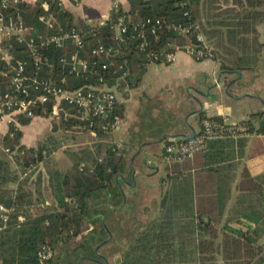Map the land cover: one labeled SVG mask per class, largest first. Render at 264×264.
Instances as JSON below:
<instances>
[{"label": "trees", "instance_id": "obj_1", "mask_svg": "<svg viewBox=\"0 0 264 264\" xmlns=\"http://www.w3.org/2000/svg\"><path fill=\"white\" fill-rule=\"evenodd\" d=\"M69 1L77 6L85 0ZM1 5L0 0L6 19H14L30 31L25 36L27 42L10 38L0 45L11 56L10 64L0 62V97L9 91L13 67L18 64L25 66L27 77L65 89L99 85L103 75L110 89L125 92L126 86L141 84L149 65L165 63L166 55L177 47L203 49L197 31L192 29L181 35L175 29L177 25L195 22L200 24L212 59L222 69H245L257 61V27L264 20V0H128L127 8L118 4L112 9L110 20L97 27L75 22L60 0H37L35 4L21 1L6 9ZM119 18H125L128 25L122 41L111 28ZM147 18L162 21L156 34L148 27H135ZM73 30L79 34L82 48L71 39L62 48L50 41ZM31 39L33 49L27 44ZM100 45L113 47V55L94 54ZM75 54L77 61L91 65L113 62V67L106 73L99 69L78 74L74 70L78 67ZM32 92L34 98L42 94V90ZM55 105L54 101L38 104L34 107L35 116L49 118L58 108L63 130L94 133L109 140L113 129L105 132L102 126L122 121L126 111L125 103L117 101L104 119H96L94 127H90V121L80 119L75 108L64 103ZM258 118L262 119L261 115L239 124L251 134L255 132L252 121ZM205 119L223 121L218 116L203 115L201 121ZM31 122L32 119L19 115L8 133L0 137V205L9 210L6 228L0 221L1 264H42L39 254L44 246H51L55 253L61 243L86 239L91 229L88 218L97 213L91 208L92 201L100 200L103 191L113 189L114 176L122 166L123 155L116 145L101 142L90 167L80 170L74 166L67 171L49 167L46 179L38 167L44 163L47 166L46 161L56 150L48 143L50 138L37 147L22 143L20 128ZM257 132L264 133V118ZM235 143L234 139L209 142L208 149L196 156L195 171L189 162L184 163L183 172L178 164L170 166L174 168V182L173 189L163 197L164 217L136 239L122 264H219L218 256L224 264H264V245L259 244L264 237V175L254 177L244 169L236 186L235 202L225 214L234 180L230 177L232 166L226 163L231 161L229 149ZM238 145L243 147L245 140H239ZM13 152L15 155H11ZM182 221L187 222L182 225ZM187 231L194 242V258L175 262V255L182 256L185 247L174 242L182 243L181 236Z\"/></svg>", "mask_w": 264, "mask_h": 264}, {"label": "crops", "instance_id": "obj_2", "mask_svg": "<svg viewBox=\"0 0 264 264\" xmlns=\"http://www.w3.org/2000/svg\"><path fill=\"white\" fill-rule=\"evenodd\" d=\"M21 1L35 4L37 0ZM60 1L66 9L71 11L73 17L75 16V21H84L90 25L92 22L95 23L97 21L101 25L105 24L111 18V11L115 4H122L125 8L128 6V0H85L77 6L72 5L69 0ZM257 30L260 51L254 66H244L245 69H238L235 66H231L230 69H222L221 64L213 59L196 61L185 52H178L174 63L170 65H149L145 70L140 85L130 88L127 92H117L118 101L124 102L126 106L125 117L118 122L116 128L109 136H111V142L119 146V149L126 154L127 165H129L131 156L142 143L155 144L144 148V150L153 154L149 163L153 166L151 170H156V173L153 176H146V169L149 168L145 169L141 160L136 159V161H139L138 165L142 166V172L140 171L142 174L136 178L137 187L133 189L135 191L127 192L130 210L124 214L125 217L128 216L131 220L126 224L122 221L121 225L131 228L135 234L134 237H137L139 232L151 227L155 221H160L164 217L166 209L162 205L163 197L173 189V167L169 169L171 176L167 178L166 184L161 179L163 177L161 175H164V169L162 164H160L158 151L162 144L160 142L162 138L174 135H179V137L180 135L193 136L200 127L197 114L200 110H204V115L207 117L218 116L227 123H242L251 120V117L255 115H261L262 119L264 118V20L260 22ZM5 40L6 38L0 34V45ZM227 71L240 72L242 75L238 76L236 73L227 74L225 73ZM233 81L237 82L228 87ZM216 83H220V85L210 91V87ZM238 87H242V90L238 91ZM208 94H218L220 99L214 101L211 98H206ZM200 103L203 104V109ZM40 118L37 117V120H40ZM262 119H253L252 123L255 127V132L251 133L249 137L235 140L236 143L229 149L232 158L230 162L226 163V166L227 164L232 166L230 177L234 180L232 182V199L226 208V215L235 202L237 196L236 186L244 169H247L254 177L264 175V133L257 132ZM33 124L34 122L32 121L30 125L21 126L20 128L23 132L22 143L28 147H36L29 144V138H27L25 133L26 129H29ZM172 124L175 126H172ZM8 131L7 122L0 120V137L6 135ZM39 133L41 134L42 132L40 131ZM88 134L92 136L91 139L99 138L94 133ZM108 140L100 138L99 143H104V141ZM239 140H245L243 147H239ZM76 155L78 159L76 161L72 159L73 163L70 168L75 166L81 170L83 167L91 166L92 162L85 159L81 153ZM189 163L194 166L196 158ZM185 165H180L182 168L181 172L185 171ZM47 169L48 165L44 170L45 172L43 171V177L46 179L49 178ZM60 170L62 169L60 168ZM192 170L195 171L196 168L193 167ZM182 176L184 177V175ZM158 182L160 188H150V185L156 187ZM121 184L124 189H128L124 181L121 180ZM137 191L140 193V198L135 195ZM103 196L104 193H102ZM103 198L100 199V204L96 209L98 213L103 210V206H105L104 210H113V206L109 205L108 201V204H105ZM92 204H96V202ZM118 214L117 212L111 213L105 222L102 219L103 223L109 225L111 229L119 230V225H117ZM186 222L182 221V225ZM183 230L185 231L186 229ZM181 237L182 243L177 240L174 244L185 247L186 244H189L187 242L188 237L184 233ZM131 244L130 240L110 244L109 246L114 247L116 253L109 255L107 257L108 263L105 264H122L124 253L128 247L130 248ZM95 245H97V242L91 246L94 247ZM192 251L193 249L189 254L183 251L182 256L178 254L179 259H175V262L192 261V258H194ZM56 252L57 254H62L63 249H57ZM219 258L221 256H218V260ZM69 262L64 258L63 252L62 255L55 257L51 264H70ZM72 262L74 264H91L86 261L81 262V260H78V256L73 258Z\"/></svg>", "mask_w": 264, "mask_h": 264}, {"label": "built area", "instance_id": "obj_3", "mask_svg": "<svg viewBox=\"0 0 264 264\" xmlns=\"http://www.w3.org/2000/svg\"><path fill=\"white\" fill-rule=\"evenodd\" d=\"M20 2L21 0H1V7L6 9L9 8V6H16ZM117 6L118 4H115L114 8H117ZM185 15L188 16V13ZM161 26L162 21L153 18H147L145 21L139 22L135 25L138 29L148 27L152 34H156L158 28ZM111 28L115 31L117 39L122 41V36L128 29L126 19H117L116 23ZM175 29L181 35H187L192 29H194L198 32V42L202 43L204 48L197 49L193 46H187L186 48L177 47L174 53L166 55L165 63L163 64L170 65L174 63L178 52H185L196 61H202L207 57H212L210 54L211 49L206 44L205 37L201 33V27L198 22L189 26L180 24L177 25ZM29 31L30 28L25 27L21 23H16L14 19H6V16L0 10V34L6 38V40L16 38L19 43L27 42L25 36ZM70 39L78 48H82V41L75 30L64 36L53 37L50 41L62 48L65 45V41ZM33 42L34 40L31 39V41L27 43L31 49H33ZM113 53V47H106L104 45H100L94 51V54L106 57L113 55ZM77 57L78 54H75V61L77 62L78 67H75L74 70H76L78 74L94 72L99 69H101L103 73H106L113 67V62H94L91 65L87 61H77ZM10 61L11 56L8 51L0 47V62L10 64ZM13 72L14 74L12 76L9 91L0 97V120H5L9 127L15 123V117L19 115H23L29 119H35L34 107L38 104L44 106L51 101L55 102L56 107L64 103L75 108L80 115V119L89 120L90 127H94V121L96 119H104L112 110L114 104L118 101L117 93L105 84V78L103 75L99 80V85H90L70 90L51 85L37 78L27 77L25 66L23 64H18L17 67H13ZM129 89L130 86H126L125 91H129ZM32 90H42V94L34 98ZM55 109L57 110L56 112H58V108ZM117 124L118 122L114 124L107 123L102 126V130L105 132L110 128L114 130ZM249 135L250 133L245 125L239 123H227L225 120L218 122L211 119H205L201 121L198 131L195 135L191 136L190 139L170 140L169 144L164 148L163 161L169 166L192 162L197 155L204 153L208 149V144L211 141L224 139L238 140L249 137ZM11 155H15L14 152L11 153ZM8 213L9 210L3 205H0V221L3 224V228H6ZM53 255L54 251L51 246L46 245L40 252L39 259L42 264H45L52 259Z\"/></svg>", "mask_w": 264, "mask_h": 264}, {"label": "flooded vegetation", "instance_id": "obj_4", "mask_svg": "<svg viewBox=\"0 0 264 264\" xmlns=\"http://www.w3.org/2000/svg\"><path fill=\"white\" fill-rule=\"evenodd\" d=\"M206 59H212V57H207L204 60H206ZM200 122H201V120H200ZM166 139H167V137L161 142L162 144L160 145V148L158 151V158L160 160V164H162L163 169H164V175H161V176H163L161 179L164 180L165 184H166L167 178L171 176L169 169H168L170 166L167 165L163 161L164 148L167 145ZM116 147L120 151V153L123 155L122 166H121L120 171L118 173H121L124 176L123 179L119 178V182H120V187L124 190V192L126 194V200L122 196V193L120 191V187L117 183V177H116L118 174L117 173L114 176V184H113L114 187H113V189L105 190L102 192V193H104V196H103L104 198L102 197L103 201H105V204H108L107 203V201H108L109 205L113 206L112 207L113 210L112 211L104 210L105 206H103L102 207L103 210H101L102 213L97 212L95 216H93L92 218H88V221L89 222L91 221V223H89L91 226V229H90L86 239L80 240L79 238H77L74 241L67 242L65 245L63 243H61L60 247H58V249H61V250L63 249L64 258H66V260L70 261L69 262L70 264H74L72 262V259L77 258V256H78V260H81V262L86 261V262H89L91 264H105V262L103 260H101L100 258H97V255L104 256L105 258H107L109 255L116 253L114 251L115 250L114 247L109 246L110 244L130 240V242L132 243L131 244V246H132L135 243L134 240H136L137 237L141 236V234L148 229L147 228L144 231L139 232L137 237H134L135 234H134V232H132L131 228L129 229L126 226L121 225L122 221L126 224L131 220L128 216L125 217V214H124L130 210V208H129L130 202H129V199L127 197V192L128 191H135L133 189H134V187H137L136 178L138 176H140V174H142L141 173L142 172V166L138 165L139 164L138 160L136 161V159L140 160V157L136 158L133 161V166L136 169V173L134 174V172L132 170V159H133L134 155L136 154V152L138 151L139 148L131 156L129 165H127L128 163L126 161V154L119 149V146L116 145ZM146 168H149L151 170V168H153V166L149 164V165H146L145 169ZM149 169H146L147 171H146L145 175L146 176H153L156 173L155 172L156 170L150 171ZM121 180L127 184L128 189H124V187L121 184ZM150 188L151 189L160 188L159 182L157 183L156 187L150 185ZM138 192L139 191H137V193L135 195H137V197L140 198V196H139L140 193H138ZM102 193H101V196H102ZM93 202H96V204H91L92 205L91 208H93V209H95V211H97L96 209H97L98 205L100 204L99 203L100 200L97 199V200L92 201V203ZM117 202H119L118 205L116 204ZM110 212L111 213H113V212L119 213L117 215L118 216V218H117L118 224L117 225H119V227H118L119 230H116L113 228L111 229L109 227V225L103 223V221L105 222L106 219L109 218V216L111 214ZM102 219H103V221H102ZM95 242H97V245H95L94 247L91 246ZM131 246H130V248H131ZM130 248L128 247V249L125 251L124 256L130 250ZM63 252H62V254H63ZM56 254H57V252L54 253L51 260H54L55 257L62 255V254H57V256H56ZM123 259H124V257H123ZM115 260H116V258H115Z\"/></svg>", "mask_w": 264, "mask_h": 264}, {"label": "rangeland", "instance_id": "obj_5", "mask_svg": "<svg viewBox=\"0 0 264 264\" xmlns=\"http://www.w3.org/2000/svg\"><path fill=\"white\" fill-rule=\"evenodd\" d=\"M91 25L97 27L101 25V23L97 21L95 23L92 22ZM57 114L58 112L49 118H40V120H37V117L36 119H32L34 124L25 131L27 138H29V144L37 147L41 142L46 141L48 138L51 139L48 141V143L56 151L50 156L49 161H46L48 163V168L53 166V168L57 170H60L61 168V171H67L72 166L73 160L76 161V159H78V156L76 155L77 153H81L85 159H88L92 162L95 157L94 155L97 145L100 142V138L91 139L92 136L88 133H78V131L75 132L73 130H63L60 127V118L57 116ZM40 131L42 132L41 134L39 133ZM108 141L110 142L111 139ZM108 141L104 142L109 143ZM87 148L90 149L88 150ZM193 167H195V165ZM39 168L41 171H44L46 169L45 163L42 165L40 164L38 170ZM168 169L171 168L169 167ZM187 232H184V234L187 235V242L189 244L185 245L184 252L189 254L194 248V246H192L194 245V242L190 239V231ZM259 244H264V238ZM175 259H179L178 253L175 255ZM218 261L219 264H224L221 258H219Z\"/></svg>", "mask_w": 264, "mask_h": 264}, {"label": "water", "instance_id": "obj_6", "mask_svg": "<svg viewBox=\"0 0 264 264\" xmlns=\"http://www.w3.org/2000/svg\"><path fill=\"white\" fill-rule=\"evenodd\" d=\"M225 73H227V74L236 73L238 76H241V75H242L240 72H232V71H227V72H225ZM235 82H237V81H233V82H231V83L229 84L228 87H231L233 84H235ZM219 85H220V83L213 84V86L210 87V91L213 90V89H215V88H217ZM241 90H242V87H238V91H241ZM210 91H209V93H210ZM225 93H226V92H225ZM226 94H227V93H226ZM208 95H210V94H208ZM208 95H206V98H211V99L214 100V101L220 99V98H219L220 95H218V94L210 95L211 97L208 96ZM200 105H201V107H202V109H203V104L200 103ZM204 113H205L204 110H200V111L197 112V114H198V116H199V123H200V120H201L202 116L204 115ZM173 125H174V124H172V126H173ZM174 126H175V125H174ZM194 135H195V134H194ZM166 137H167L166 141H170V140L177 139V138L190 139V137L185 136V135H180V137H179V135H176V136H175V135H174V136H166ZM166 137H165V138H166ZM165 138H162L160 142H162ZM154 145H155L154 143H142V144L139 146L138 151L136 152V154L134 155V157H133V159H132V170H133L134 174L136 173V169H135L134 166H133V161H134L136 158L140 157V160H141V162H142V166H143V167H146V165H149V164H150V163H149V162H150V158L153 156V154H152L151 152H149V151L144 150V148L149 147V146H154ZM116 177H117V183H118V185H119V187H120L119 178H120V179H123L124 176H123L121 173H118ZM120 191H121V193H122V196H123L124 199L126 200V194H125L124 190H123L121 187H120ZM97 258H100V259L103 260L105 263H108L107 258H105L104 256H99V255H97ZM94 261H95V260H94ZM100 263H101V262H100Z\"/></svg>", "mask_w": 264, "mask_h": 264}]
</instances>
